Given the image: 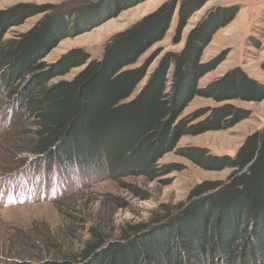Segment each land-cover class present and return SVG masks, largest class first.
<instances>
[{"label": "trees", "instance_id": "trees-1", "mask_svg": "<svg viewBox=\"0 0 264 264\" xmlns=\"http://www.w3.org/2000/svg\"><path fill=\"white\" fill-rule=\"evenodd\" d=\"M207 1H168L113 35L100 60L75 49L53 65L44 62L46 55L80 27L79 20L71 24L70 19H80L81 10L51 16L53 7L21 4L0 13V97L12 104H4L1 121L8 116L12 123L7 120L4 128L12 124L17 129L20 143L13 139L14 149L40 158L37 165L43 164L49 174L57 167L69 179L72 173L91 175L88 182L119 181L137 174L155 181L163 173L155 164L183 137L229 129L243 121L231 106L197 113L194 120L206 116L203 123L192 125L181 119L197 96L218 102L264 99V86L241 69L228 72L204 90L199 88V80L214 70L201 63L203 52L211 37L232 21L227 18L214 24L217 15L206 17L189 34L181 52L168 53L140 94L128 101L161 51L143 66L129 67L165 39L177 6L176 44L190 17ZM106 2L101 7L108 13L111 3ZM225 9L221 12L229 11ZM41 14L42 19L27 33L5 39L10 28ZM82 66L73 80L51 84ZM19 106L25 113L14 116ZM28 119L34 132L23 128ZM29 133V139L23 140ZM192 151L214 169L233 170L229 179L193 189L191 209L147 234L149 227L139 225L124 227L119 236H113L112 212L126 208L115 198L107 205L108 215L99 214L89 228L91 240L84 248L63 262L49 264H253L263 260L264 128L248 136L234 157L211 156L201 148ZM130 189L138 195L136 188ZM45 238H41L43 249L52 245Z\"/></svg>", "mask_w": 264, "mask_h": 264}, {"label": "rangeland", "instance_id": "rangeland-1", "mask_svg": "<svg viewBox=\"0 0 264 264\" xmlns=\"http://www.w3.org/2000/svg\"><path fill=\"white\" fill-rule=\"evenodd\" d=\"M104 1L111 3L108 13L101 7ZM168 1L171 0H0V13L21 4L53 7L51 16L81 10L80 19H70L71 24L79 20L80 27L74 28L69 37L62 39L46 55L44 62L53 65L75 49L84 50L91 60H100L104 45L113 35L132 27ZM178 8L179 5L165 39L146 52L137 64L129 67L139 68L154 53L161 51L128 101L140 94L168 53L181 52L189 34L206 17L210 19L216 15L217 22L214 24L227 18L232 21L211 37L203 52L201 63L212 65L214 70L199 80V88L204 90L235 69L243 70L256 84L264 86V0H208L190 17L176 44ZM225 8L229 11L221 12ZM43 16L28 18L22 25L10 28L5 39H16L27 33ZM84 68H74L51 84L71 81ZM172 72L173 66L168 78ZM10 102L0 97V264L63 262L70 253L80 252L91 240L89 228L94 220L100 218L99 214L104 218L108 215L107 205L115 198L126 204V208H117L112 212L110 226L115 237L127 226L145 225L149 227L147 234L169 224L173 218L191 209L193 189L207 182H226L233 172L231 169H214L192 150L201 148L211 156L234 157L248 136L264 128V99L218 102L207 96H197L181 117L187 123H203L206 116L194 120L197 113L227 106L237 109L243 121L229 129L183 137L171 152L155 164L157 171L163 172L155 181L136 174L119 181L88 182L91 175L72 173L73 178L69 179L57 167L49 174L47 167L37 165L40 158L14 149L13 139L20 143L17 129L12 124H6L4 128L7 120L12 123L8 116L1 121L3 106ZM22 113H25L24 108H15L14 116ZM3 128L6 130L4 134ZM23 128L28 132L35 129L31 119ZM30 135L32 133L22 139L28 140ZM165 173L168 175L164 176ZM131 187L139 191L138 195L131 191ZM75 197L78 200L74 201ZM158 222H161L160 225L155 226ZM45 237H49L52 245L46 244L43 249L41 245ZM253 264H264V259Z\"/></svg>", "mask_w": 264, "mask_h": 264}]
</instances>
